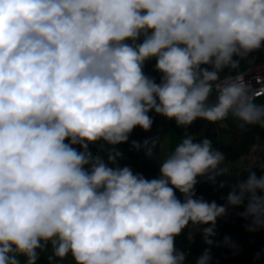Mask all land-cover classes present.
I'll list each match as a JSON object with an SVG mask.
<instances>
[{"label": "clouds", "instance_id": "obj_1", "mask_svg": "<svg viewBox=\"0 0 264 264\" xmlns=\"http://www.w3.org/2000/svg\"><path fill=\"white\" fill-rule=\"evenodd\" d=\"M260 50L264 0H0V264H37L49 245V261L188 264L176 241L189 225L208 245L194 264H211L229 209L264 229L256 171L224 204L196 196L226 171L207 137L185 132L154 178L121 167L117 147L151 131V114L264 128L244 77H221ZM156 143L131 148L155 159Z\"/></svg>", "mask_w": 264, "mask_h": 264}, {"label": "trees", "instance_id": "obj_2", "mask_svg": "<svg viewBox=\"0 0 264 264\" xmlns=\"http://www.w3.org/2000/svg\"><path fill=\"white\" fill-rule=\"evenodd\" d=\"M264 61L263 52L257 51L250 54L247 58L242 59L237 69H226L221 73L222 79L232 75H240L248 69L255 67ZM154 66V61L149 62ZM258 105H264V96L254 101ZM238 121L231 114L215 123L207 122V128L204 134L196 136L195 132L199 130L197 122L194 124L192 137L199 141L207 137L213 143V147L224 154L222 168L228 169L237 165L244 157L255 150L257 143L264 138V128L258 125H250L241 128ZM249 171H256L257 175H264V161L250 168ZM224 189H220L218 184L213 187L207 182H198L196 185V196L202 197L206 201H216L217 204H224ZM177 197L181 200L182 195L177 192ZM243 207L229 209L228 216L218 219L216 225L215 246L211 248V264H264V229L258 231H249V221L243 219L239 213L243 212ZM191 225L177 237L178 249L184 251L188 260L193 264L196 257L203 253L208 245L205 244L200 228L190 230ZM193 236H191V235ZM229 237L228 244L224 243V238ZM51 246L39 252L37 264H57L58 259L53 258ZM71 258V256H70ZM23 259V258H21ZM72 259V258H71Z\"/></svg>", "mask_w": 264, "mask_h": 264}, {"label": "crops", "instance_id": "obj_3", "mask_svg": "<svg viewBox=\"0 0 264 264\" xmlns=\"http://www.w3.org/2000/svg\"><path fill=\"white\" fill-rule=\"evenodd\" d=\"M151 115H153L154 120L151 131L145 132L137 127L131 133L128 143L117 146L119 151L123 153V158L118 163L131 167L134 172L141 173L146 178L158 176L159 162L181 141L185 132L189 134L191 129V127L188 129L177 128L174 121L167 120L159 115ZM151 137L157 138L154 148L155 159L143 158L139 156L140 151L131 148V141L142 142ZM91 150L96 153L98 148L93 146Z\"/></svg>", "mask_w": 264, "mask_h": 264}, {"label": "rangeland", "instance_id": "obj_4", "mask_svg": "<svg viewBox=\"0 0 264 264\" xmlns=\"http://www.w3.org/2000/svg\"><path fill=\"white\" fill-rule=\"evenodd\" d=\"M261 51L264 54V50ZM259 65H261L264 70V61L256 65V67H261ZM210 99L211 100L215 99V93H213V96ZM194 124L195 123H193V125L191 126L189 135H192ZM197 125L199 127V130H197L195 134L196 136H201L204 134V131L207 128L208 124L204 120L201 123L197 122ZM263 161H264V138L257 143L255 150L252 153L244 157L237 165H234L233 167H229L228 169H226L225 176L219 177L217 179L218 185L220 182L225 183V187L222 188L225 190L224 197L227 196L230 190L229 185L236 183L238 179H246L247 175L250 172L249 169L261 164ZM227 216L228 214L225 217H223V220L227 218ZM57 264H74V261L70 258V256H68L63 260L58 259Z\"/></svg>", "mask_w": 264, "mask_h": 264}, {"label": "built area", "instance_id": "obj_5", "mask_svg": "<svg viewBox=\"0 0 264 264\" xmlns=\"http://www.w3.org/2000/svg\"><path fill=\"white\" fill-rule=\"evenodd\" d=\"M261 65H259V66H261ZM153 69H154V66H152L150 63H148L145 66L146 74H149L151 76H155L157 79H159V74L156 73L155 71H153ZM240 75H242L244 77V79L246 80V82L250 85V98L251 99L256 101L257 99H259V98L264 96V70H263L262 66L261 67H256V66L252 67V68L248 69L247 71L243 72ZM234 76L235 75H232V76H229V77H234ZM229 77H227V78H229ZM203 121L204 120H202V119H198L196 122L201 123ZM206 122H208V121H206ZM139 156H141L143 158L146 157L144 155L143 151L139 152ZM119 165L121 167L125 166L123 164H119ZM190 228H191L190 230H195L197 228L199 229V226L191 225ZM188 264H193V263L190 260H188Z\"/></svg>", "mask_w": 264, "mask_h": 264}]
</instances>
